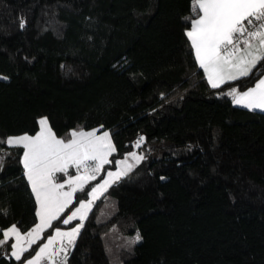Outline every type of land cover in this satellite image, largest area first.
<instances>
[{
    "label": "trees",
    "instance_id": "trees-1",
    "mask_svg": "<svg viewBox=\"0 0 264 264\" xmlns=\"http://www.w3.org/2000/svg\"><path fill=\"white\" fill-rule=\"evenodd\" d=\"M191 1L0 0V53L11 67L0 77V230L35 222L22 147L8 135L33 133L43 116L64 139L106 129L116 148L21 261L9 241L0 264H21L53 229L73 225L65 215L133 148L145 159L94 201L65 264H264V111L227 95L264 62L211 87L184 32ZM112 231L141 239L115 248Z\"/></svg>",
    "mask_w": 264,
    "mask_h": 264
},
{
    "label": "snow or ice",
    "instance_id": "snow-or-ice-1",
    "mask_svg": "<svg viewBox=\"0 0 264 264\" xmlns=\"http://www.w3.org/2000/svg\"><path fill=\"white\" fill-rule=\"evenodd\" d=\"M192 12L196 18H185L191 24L185 34L211 87L218 88L226 81L247 77L264 62V0H193ZM20 26L24 27L23 21ZM227 95L232 96L235 105L250 111H264V78L247 91L232 88ZM38 123L40 130L34 136H10L5 141L10 147L23 148L24 175L38 205L39 223L28 232L22 233L16 225L0 230V247L8 245L14 238L10 244V256L17 261H21L22 255L36 243L40 234L72 204L74 194L83 192L103 167L111 163L109 156L116 151L108 131L97 135L98 129L72 130L68 134L71 138L64 139L55 135L46 117ZM143 141L144 137H139L133 147L139 148ZM129 157L136 164L145 159L136 152H129L123 160L115 161L116 171H109L107 177L87 193L89 199L80 201L79 206L63 219L65 225L78 216L81 222L70 231L56 228L55 234L48 237L35 256L22 264H40L42 260L58 257L60 252L67 254L83 227L87 210L98 195L132 170L134 165L128 163ZM70 167L76 168V175L68 174ZM57 173H64L67 179L57 183ZM140 239L137 234L134 242ZM57 240L61 247L54 249L52 246Z\"/></svg>",
    "mask_w": 264,
    "mask_h": 264
},
{
    "label": "crops",
    "instance_id": "crops-1",
    "mask_svg": "<svg viewBox=\"0 0 264 264\" xmlns=\"http://www.w3.org/2000/svg\"><path fill=\"white\" fill-rule=\"evenodd\" d=\"M191 4L193 5V0L191 1ZM193 18H196V17H193ZM190 28H191V24H189V26L184 30V32L186 33V30H189ZM185 35H186V34H185ZM186 37H187V36H186ZM187 39H188V37H187ZM188 41H189V39H188ZM189 43H190V46H191V42H190V41H189ZM191 50H192L193 57H194V59H195L197 65L200 67L198 61L196 60L195 52H194L192 46H191ZM200 68H201V67H200ZM201 70H202V72H203V75H204V77H205V80H206L207 83L209 84L208 79H207V76H206V73L204 72V69L201 68ZM261 78H264V71H263V73H262L259 77H257V78L255 79V81H254L251 85L245 87V88L242 89V90H238V91H239V92L247 91L249 88L254 87L255 84L257 83V81H258L259 79H261ZM209 85H210V84H209ZM210 86H211V85H210ZM231 101H232V96H231ZM41 118H44V117H43V116H40V117L37 118V129H36L33 133H30V134H29V133H25V132H23V133H18V134H11V135H8V136L6 137L5 141H6L7 138L10 137V136H20V135H24V134H28V135L34 136V135L40 130V125H39L38 121H39ZM81 129H83V128H79V129H71L70 131H72V130H81ZM94 129H98V128H97V127H91V128H86V129H83V130H84V131H92V130H94ZM98 130H99V131L96 133L97 135H102V133H103L104 131H107L106 129H98ZM70 131H69V133H70ZM57 137H58V136H57ZM58 138H60V137H58ZM70 138H71V137L68 135V137H67L66 139H70ZM23 151H24V150H23V148H22V151H21V153H20V163H21L22 167H23V164H22L21 160H22V157H23ZM126 153H127V152H126ZM124 154H125V153H124ZM124 154H123L119 159H121V158L124 156ZM119 159H117V160H119ZM24 171H25V170H24V167H23V174H24ZM109 171L115 172V171H116V164H115V166H114L113 168L106 170V171L104 172L103 176H102L98 181H96V182H95V183L89 188L88 192L91 191L92 187H95L97 184L101 183V182L107 177V173H108ZM76 173H77V170H76L75 167H73V171H72L71 173H68V174L74 176V175H76ZM24 176H25V175H24ZM25 179L27 180L26 177H25ZM65 179H67V176H66L65 174H64V175H60V173H57V175H56V182H57V183H63V181H64ZM27 183H28L29 188H30V190H31V186H30L28 180H27ZM65 190H67V186L65 187ZM88 192H87V193H88ZM31 193H32V190H31ZM102 193H103V192H102ZM102 193H100L99 195H101ZM32 195H33V193H32ZM99 195H98V196H99ZM33 198H34V200H35V222H34V223H33L28 229H26L25 231H21L22 233H26V232H28V231H29L30 229H32L37 223H39V219H38V217H37V215H36L38 205H37V202H36V199H35V196H34V195H33ZM88 199H89L88 195H87L86 197L80 199V200H79V201H78V202H77V203L71 208V210L65 215V217H64L63 219H66L67 216L70 215L71 212H72L76 207L79 206L80 201H85V200H88ZM93 203H94V202H93ZM92 205H93V204H92ZM90 208H91V207H90ZM90 208H89V209H90ZM89 209L87 210V212L89 211ZM103 211H104V209H103ZM76 220H77V221H76L73 225L68 226V227H59V229H61L62 231H70L71 228L76 227V225L79 224V223L81 222L80 219H79V216L76 218ZM12 225H13V224H9V225L3 227L1 230L7 229V228H9V227L12 226ZM55 229H56V228H55ZM55 229H53L52 232H51L49 235H47V236L45 237V239H44V240H43V241L37 246V248L35 249V251L33 252V254H32L31 256L27 257L26 259H24L23 261H25V260H27V259H31V257L35 256L36 252L39 251V248H40L43 244L47 243V239H48V237H49V236H52V235L55 234ZM1 235H2V233H1ZM12 242H14V238H13V240H10V244H11ZM10 244H9V249H8V253H9V255H10V252L12 251V249H11V247H10ZM26 247H27V246H26ZM60 247H61V242H60L59 240H57V241L55 242V244L52 246V248H54V249H59ZM68 249H69V248H68ZM49 251H51V249H50ZM67 251H68V250H67ZM65 257H66V254H65L64 252H60V254H59L58 257L52 258L51 260H42V261L40 262V264H65ZM21 264H22V263H21Z\"/></svg>",
    "mask_w": 264,
    "mask_h": 264
},
{
    "label": "rangeland",
    "instance_id": "rangeland-1",
    "mask_svg": "<svg viewBox=\"0 0 264 264\" xmlns=\"http://www.w3.org/2000/svg\"><path fill=\"white\" fill-rule=\"evenodd\" d=\"M0 58H1L0 59V77H7L11 73V67H10L5 55L0 53ZM129 152H136L138 156H141V154L136 149L133 148L130 151H128L127 153H125L124 156L119 160H123L124 157ZM128 163L133 164V165L136 164L135 160L131 157H129ZM111 208H112L111 204L109 206H106L104 208V211L102 209L103 212H101V214H103V215L107 214L108 212H110ZM136 236H137L136 233L129 234V235H122V234H119V233L112 231L110 234V241L113 244V246L115 245V248H118V247H127L128 248L134 243ZM108 255L110 256L111 253L109 252ZM111 264H113V261Z\"/></svg>",
    "mask_w": 264,
    "mask_h": 264
},
{
    "label": "water",
    "instance_id": "water-1",
    "mask_svg": "<svg viewBox=\"0 0 264 264\" xmlns=\"http://www.w3.org/2000/svg\"><path fill=\"white\" fill-rule=\"evenodd\" d=\"M2 162H0V165H1Z\"/></svg>",
    "mask_w": 264,
    "mask_h": 264
}]
</instances>
